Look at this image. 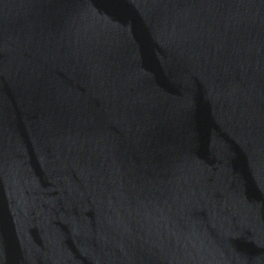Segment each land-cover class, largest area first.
I'll return each instance as SVG.
<instances>
[{
	"label": "water",
	"instance_id": "1",
	"mask_svg": "<svg viewBox=\"0 0 264 264\" xmlns=\"http://www.w3.org/2000/svg\"><path fill=\"white\" fill-rule=\"evenodd\" d=\"M0 264H264V0H0Z\"/></svg>",
	"mask_w": 264,
	"mask_h": 264
}]
</instances>
